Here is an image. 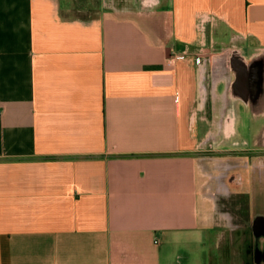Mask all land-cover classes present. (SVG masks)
<instances>
[{
	"label": "crops",
	"instance_id": "1",
	"mask_svg": "<svg viewBox=\"0 0 264 264\" xmlns=\"http://www.w3.org/2000/svg\"><path fill=\"white\" fill-rule=\"evenodd\" d=\"M118 1L0 0V264H264V0Z\"/></svg>",
	"mask_w": 264,
	"mask_h": 264
},
{
	"label": "rangeland",
	"instance_id": "2",
	"mask_svg": "<svg viewBox=\"0 0 264 264\" xmlns=\"http://www.w3.org/2000/svg\"><path fill=\"white\" fill-rule=\"evenodd\" d=\"M67 1V9H69V11H67L70 15L79 18L81 20H88L89 18L93 17L95 15V13H99L100 11L102 12V9L105 10L107 8H103V0H66ZM118 1V0H117ZM124 3H121L120 1L115 2V6L117 7H122ZM111 9V8H110ZM100 12V13H101ZM212 118L215 119V113H212ZM207 117V116H206ZM209 126H207V128H205V130H207V132L210 133V135L215 136L217 134V129L213 124L209 123ZM217 145L215 144H211V143H207L204 144L202 146V148H205L207 150H203V153H205L204 155H200V156H206L208 158L211 159H215V157L217 156L215 153L216 151L212 150L209 151L210 148H216ZM241 238H243L244 240L246 239V232L242 231L241 233ZM244 241H241V248L243 245ZM244 258V262L247 261V257H242ZM241 260V258H239ZM238 259V260H239ZM239 260V262H240ZM231 263V256L225 254L224 257V264H230Z\"/></svg>",
	"mask_w": 264,
	"mask_h": 264
},
{
	"label": "built area",
	"instance_id": "3",
	"mask_svg": "<svg viewBox=\"0 0 264 264\" xmlns=\"http://www.w3.org/2000/svg\"><path fill=\"white\" fill-rule=\"evenodd\" d=\"M196 63H200V58H197L196 59Z\"/></svg>",
	"mask_w": 264,
	"mask_h": 264
}]
</instances>
